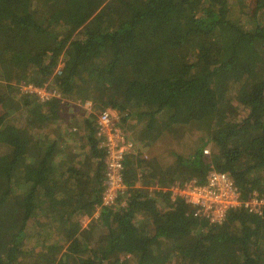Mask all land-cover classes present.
I'll use <instances>...</instances> for the list:
<instances>
[{
	"label": "trees",
	"instance_id": "1",
	"mask_svg": "<svg viewBox=\"0 0 264 264\" xmlns=\"http://www.w3.org/2000/svg\"><path fill=\"white\" fill-rule=\"evenodd\" d=\"M107 109L134 143L112 204ZM208 117L142 185L149 149ZM213 169L264 197V0H0V264H264V205L214 222L172 193Z\"/></svg>",
	"mask_w": 264,
	"mask_h": 264
},
{
	"label": "built area",
	"instance_id": "2",
	"mask_svg": "<svg viewBox=\"0 0 264 264\" xmlns=\"http://www.w3.org/2000/svg\"><path fill=\"white\" fill-rule=\"evenodd\" d=\"M24 90L35 92L42 98L55 95L45 88H36L32 85L24 86ZM80 105L91 110L92 102L87 101ZM99 135L106 147V204H112L119 192L127 189L122 170L127 153L133 149V141L126 135L120 126V117L116 111L107 109L98 116ZM205 154L209 150L205 149ZM175 196L184 197L186 201L200 207V211L210 216L214 222L222 221L231 207L244 205L250 211L260 212L264 205V197L255 191L249 200L243 201L241 191L232 176L223 171L213 169L207 175L204 183L194 177L187 181H177L171 186Z\"/></svg>",
	"mask_w": 264,
	"mask_h": 264
},
{
	"label": "rangeland",
	"instance_id": "3",
	"mask_svg": "<svg viewBox=\"0 0 264 264\" xmlns=\"http://www.w3.org/2000/svg\"><path fill=\"white\" fill-rule=\"evenodd\" d=\"M244 59L250 57L249 53L245 49H240L239 53ZM136 58L135 53H133L131 59ZM130 61V60H129ZM24 89V88H23ZM72 103L71 105H73ZM211 118L208 117L200 122H195L199 124H189V125H182L177 124L173 126V130L170 129L165 133L163 138H161L153 147L158 151V155L162 152H166L170 150L172 154H182L186 157H190L193 155L196 150L202 145L205 139H208L211 134ZM159 147V148H158ZM161 149V150H160ZM209 150L210 155V149ZM148 153V152H147ZM146 153V154H147ZM145 154V159H148L149 156ZM174 157H172V161ZM89 218L84 217L82 219L83 225H87L89 223Z\"/></svg>",
	"mask_w": 264,
	"mask_h": 264
},
{
	"label": "crops",
	"instance_id": "4",
	"mask_svg": "<svg viewBox=\"0 0 264 264\" xmlns=\"http://www.w3.org/2000/svg\"><path fill=\"white\" fill-rule=\"evenodd\" d=\"M153 147L149 149L148 153L146 154L149 156L147 160H149L150 166L146 167L147 169L145 171L143 170V173L141 174L144 176L143 179H141L142 185L151 186L150 187L151 189L156 188V187L158 188L159 186L158 185L154 186L155 183L150 184L149 182L154 181L152 179L153 177L156 176L155 175L156 173H158L161 170L166 169L172 163V157L174 156L172 155V153H170V150L166 152H162L161 154L158 155V151H156V149H153ZM148 169L150 172L148 171ZM147 176H151V178L148 179Z\"/></svg>",
	"mask_w": 264,
	"mask_h": 264
}]
</instances>
